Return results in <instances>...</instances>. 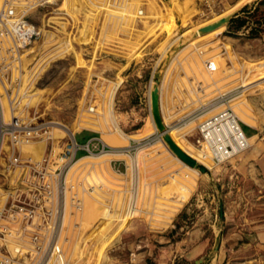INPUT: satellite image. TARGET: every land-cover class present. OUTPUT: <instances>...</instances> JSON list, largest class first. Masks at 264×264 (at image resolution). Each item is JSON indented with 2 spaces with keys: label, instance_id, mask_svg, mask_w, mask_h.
<instances>
[{
  "label": "rangeland",
  "instance_id": "1",
  "mask_svg": "<svg viewBox=\"0 0 264 264\" xmlns=\"http://www.w3.org/2000/svg\"><path fill=\"white\" fill-rule=\"evenodd\" d=\"M52 6L29 14L41 34L24 47L19 74L11 70L20 77L9 84L17 107L50 121L53 136L63 134L54 127L60 123L77 141L99 135L110 146L130 145L127 155L77 151L66 170L78 203L69 214L66 197L63 216L71 227L63 246L73 264H179L156 259L159 249L149 244L179 209L176 219L185 226L174 239L190 225L213 237L208 223L240 233L264 222V183L252 164L242 165L257 135L222 163L193 143L197 123L225 106L264 140V0H58ZM229 13L236 15L232 23L199 31ZM47 15L52 26L43 27ZM154 85L165 132L205 171L181 160L156 128ZM43 147V141L23 145L34 157ZM149 247L157 253L148 254Z\"/></svg>",
  "mask_w": 264,
  "mask_h": 264
},
{
  "label": "built area",
  "instance_id": "2",
  "mask_svg": "<svg viewBox=\"0 0 264 264\" xmlns=\"http://www.w3.org/2000/svg\"><path fill=\"white\" fill-rule=\"evenodd\" d=\"M57 1L0 0V264H73L68 247L63 246L71 230L63 216L66 197L69 214L78 203L66 182V170L79 155L107 150L127 153L130 146H110L99 135L77 141L74 131L60 123L54 127L63 134L53 136L50 121L39 120L35 109L17 107L18 93L9 84L19 82L22 51L41 34L29 14L38 7L52 8ZM46 11L42 10L43 15ZM50 16L41 22L43 27L52 26ZM207 67L211 68L210 63ZM12 69L18 74L11 75ZM196 127L194 144L206 148L215 162L249 146L240 120L228 106L203 118ZM33 141L44 142L38 157L23 149ZM77 151L81 154L76 155Z\"/></svg>",
  "mask_w": 264,
  "mask_h": 264
},
{
  "label": "crops",
  "instance_id": "3",
  "mask_svg": "<svg viewBox=\"0 0 264 264\" xmlns=\"http://www.w3.org/2000/svg\"><path fill=\"white\" fill-rule=\"evenodd\" d=\"M232 20L230 22L227 21L226 24L232 23ZM243 26L244 24L239 25V27ZM240 123L252 128V131L246 134L247 136L255 133L258 138L250 149L252 152L246 155L242 165L248 167L249 164H252L260 175V180L264 183L263 136H259L257 127L241 121ZM180 212H182V209H179L173 215L170 223L166 226L167 231L162 234H156V237H153L155 242L151 241L149 243L151 246L156 245L155 247L159 249V252L157 253L151 247L147 249L148 251H143L148 254L157 253L158 256H154L156 259L176 258L179 264L195 263L197 259H202L204 255L209 257L207 264H264V222L257 224L255 229L251 231H241L240 233L234 230H227L223 233L221 232L222 225L208 223L207 228L211 227V235L213 237L206 234L205 228L190 225L179 238L174 239L173 236L178 233V230L184 229L183 227L185 226L176 219L178 218L177 214ZM216 232L219 233L218 243L213 248ZM140 264L146 263L140 262Z\"/></svg>",
  "mask_w": 264,
  "mask_h": 264
},
{
  "label": "water",
  "instance_id": "4",
  "mask_svg": "<svg viewBox=\"0 0 264 264\" xmlns=\"http://www.w3.org/2000/svg\"><path fill=\"white\" fill-rule=\"evenodd\" d=\"M231 13H229L228 15L222 16L215 21H212L210 23H207V24L199 27V31L200 32H206V31L216 27L220 23L225 24L228 21V19L231 17ZM149 97H150V112H151L153 122L159 131L164 132V133H162V136H163L164 140L167 142V144L169 145V147L172 149V151L184 162H186L190 165H195L201 171H205L206 167L203 164L196 162L195 159H193L190 155H188L186 152H184L182 149H180L171 140V138L168 136V134L165 132V127H164V124L161 120V116H160V112H159L158 90H157L156 85H154L153 88L150 90ZM217 243H218V235H216V237H215L214 245L216 246ZM200 260L201 259H197L196 261H200Z\"/></svg>",
  "mask_w": 264,
  "mask_h": 264
},
{
  "label": "bare ground",
  "instance_id": "5",
  "mask_svg": "<svg viewBox=\"0 0 264 264\" xmlns=\"http://www.w3.org/2000/svg\"><path fill=\"white\" fill-rule=\"evenodd\" d=\"M222 24H224V23H220L219 25H222ZM219 25H217V26H219ZM215 28V27H214ZM213 29V28H212ZM211 30V29H210ZM209 31V30H208ZM208 31H206V32H202V34H204V33H207ZM157 83V82H156ZM158 84V83H157ZM157 90H158V88H157ZM218 104V103H217ZM217 104H212L213 106H215V105H217ZM158 106H159V90H158ZM212 106V107H213ZM221 106V105H220ZM229 107V106H228ZM231 108V107H230ZM232 109V108H231ZM233 110V109H232ZM233 112H234V110H233ZM234 114H235V112H234ZM235 116H236V114H235ZM237 117V116H236ZM201 121V120H200ZM247 141H248V139H247ZM194 143V142H193ZM195 145V144H194ZM196 146V145H195ZM198 149H200L205 155H208L207 154V149L206 148H204V147H199V146H196ZM248 148V147H247ZM246 148V149H247ZM245 150V149H244ZM243 151V150H242ZM242 151H240V152H242ZM105 152H119V151H109V150H107V151H103V152H100V153H105ZM119 153H123V152H119ZM93 154H98V153H93ZM93 154H90V155H93ZM123 154H125V155H127L128 153H123ZM232 157V156H231ZM230 157V158H231ZM229 158V159H230ZM228 160V159H227ZM226 161V160H225ZM222 162H224V161H222ZM222 162H218V163H222ZM199 171L201 172V170L199 169ZM121 219V218H120Z\"/></svg>",
  "mask_w": 264,
  "mask_h": 264
},
{
  "label": "trees",
  "instance_id": "6",
  "mask_svg": "<svg viewBox=\"0 0 264 264\" xmlns=\"http://www.w3.org/2000/svg\"><path fill=\"white\" fill-rule=\"evenodd\" d=\"M234 17H235V16L232 15V16L228 19V22H230L232 19H234ZM240 24H242V22H241Z\"/></svg>",
  "mask_w": 264,
  "mask_h": 264
}]
</instances>
